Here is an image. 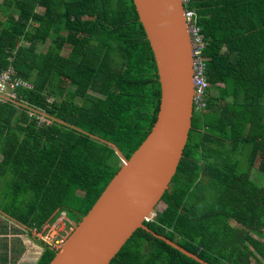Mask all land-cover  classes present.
<instances>
[{"label":"trees","instance_id":"obj_1","mask_svg":"<svg viewBox=\"0 0 264 264\" xmlns=\"http://www.w3.org/2000/svg\"><path fill=\"white\" fill-rule=\"evenodd\" d=\"M188 6L206 40V105L191 114L165 207L144 224L211 264H249L254 252L264 264L253 237H263L264 187L250 178L252 169L264 175V0ZM9 62L31 86L20 102H0V210L30 229L61 209L78 222L158 107L133 0H0V67ZM27 108L49 121L36 123ZM42 246L34 264L53 255ZM107 264L203 263L137 228Z\"/></svg>","mask_w":264,"mask_h":264},{"label":"water","instance_id":"obj_2","mask_svg":"<svg viewBox=\"0 0 264 264\" xmlns=\"http://www.w3.org/2000/svg\"><path fill=\"white\" fill-rule=\"evenodd\" d=\"M155 60L159 101L144 140L46 264H107L137 228L187 257L211 264L150 230L144 220L168 188L188 139L191 119V43L182 0H133Z\"/></svg>","mask_w":264,"mask_h":264},{"label":"built area","instance_id":"obj_3","mask_svg":"<svg viewBox=\"0 0 264 264\" xmlns=\"http://www.w3.org/2000/svg\"><path fill=\"white\" fill-rule=\"evenodd\" d=\"M184 6V16L187 24V29L191 43V112L193 110L200 112L206 105L207 88L209 81L205 75L206 59L203 54V49L206 45V40L197 21V13L193 7H189V0H182ZM31 82L28 78L17 73L12 63L0 67V102L5 100L20 102V89L29 88ZM50 100L51 97H46ZM28 116L35 117L36 123L48 122L49 118L42 110L27 108ZM58 214V215H57ZM56 217L52 221L45 222L41 227L33 226L30 231L34 238L41 242L40 244L55 251L62 246L64 240L71 232L73 227L67 226L68 216L63 209L58 210ZM151 219V218H149ZM147 219V220H149Z\"/></svg>","mask_w":264,"mask_h":264},{"label":"crops","instance_id":"obj_4","mask_svg":"<svg viewBox=\"0 0 264 264\" xmlns=\"http://www.w3.org/2000/svg\"><path fill=\"white\" fill-rule=\"evenodd\" d=\"M257 172V173H256ZM255 173L257 175L261 177H264V175H262L261 173H259L257 171V169H252L251 171V175ZM259 187H264V182L262 183V185L258 182H255ZM0 211V216L6 218L9 223L13 224V226L11 225V227L7 228L5 231H0V239H4L5 240V247L7 248V245H10V251L9 254L6 255L4 253L5 250H2V252H0V264H31L33 262H31L32 259V251H35L36 254V258L38 257V255L40 254L43 246L41 244L38 245L36 242H33L31 239V235L28 234L26 231V225L21 224V223H17V221H15L13 218L8 219L4 214ZM235 223V221H234ZM13 227V228H12ZM258 227V225H257ZM260 228V227H259ZM261 229V228H260ZM263 237H257L256 234L253 233V237L255 238H259L263 243H264V230L261 229ZM27 234V235H26ZM28 236V237H27ZM16 238V239H14ZM8 240H10L8 242ZM14 240H16L19 243H16ZM14 241V242H13ZM14 244H17L16 246L12 247ZM23 246L21 248H19L20 246ZM7 250V249H6ZM256 257V258H255ZM36 258H34L36 260ZM34 260V262H35ZM263 262L262 260V256L258 253V252H254V256H252L250 258V263L249 264H261Z\"/></svg>","mask_w":264,"mask_h":264},{"label":"rangeland","instance_id":"obj_5","mask_svg":"<svg viewBox=\"0 0 264 264\" xmlns=\"http://www.w3.org/2000/svg\"><path fill=\"white\" fill-rule=\"evenodd\" d=\"M39 9L41 8L40 6L38 7ZM17 43H15V42H11L10 43V46L11 47H15V45H16ZM66 51H67V48L65 47L64 49H63V52H65L66 53ZM197 111H195V110H193L192 111V114L195 116V115H197ZM257 173V172H256ZM250 178L254 181V182H258V183H260L261 185H262V183L264 182V177H261V179H260V176L259 175H257V174H255V173H253L252 175H250ZM264 184V183H263ZM165 207V204L162 202V201H160L158 204H157V206H156V211H160V210H162L163 208ZM1 211V210H0ZM2 212V211H1ZM2 213H4V212H2ZM5 214V213H4ZM4 214H2V215H4ZM58 215V214H57ZM8 219H11L9 216H7V215H5ZM67 216H68V218H73V216H74V214H72V213H68L67 214ZM55 217H56V215H54L53 216V219L52 220H54L55 219ZM52 220H50V221H52ZM16 221V220H15ZM17 223H19V222H17ZM11 225L13 226V224L11 223H9V221L6 219V218H4V217H2V216H0V231H5L7 228H9V227H11ZM26 227V232L28 233V234H30L29 233V231H30V228H28L27 226H25ZM13 228V227H12ZM27 235V234H26ZM31 235V239H32V233L30 234ZM28 237V236H27ZM14 239H16V238H14ZM10 240H8V242H9ZM16 243H19V242H17L16 240H14ZM13 241V242H14ZM32 241L33 242H36V241H34L33 239H32ZM38 245H40V247H41V244L39 243V242H36ZM5 240L4 239H0V252H2V250H5L4 251V253L6 254V255H8L9 254V251H10V245H7V248L5 247ZM17 244H14L12 247H14V246H16ZM21 247H23L22 245L19 247V248H21ZM7 249V250H6ZM33 253H32V259H31V262H33V263H31V264H34V258H36V252L35 251H32ZM1 255V254H0Z\"/></svg>","mask_w":264,"mask_h":264},{"label":"flooded vegetation","instance_id":"obj_6","mask_svg":"<svg viewBox=\"0 0 264 264\" xmlns=\"http://www.w3.org/2000/svg\"><path fill=\"white\" fill-rule=\"evenodd\" d=\"M77 222L74 218H68L67 226L74 227V223Z\"/></svg>","mask_w":264,"mask_h":264}]
</instances>
